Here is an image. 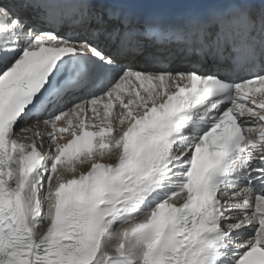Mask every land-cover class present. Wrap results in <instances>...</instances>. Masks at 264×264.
I'll use <instances>...</instances> for the list:
<instances>
[{"label":"snow or ice","instance_id":"snow-or-ice-1","mask_svg":"<svg viewBox=\"0 0 264 264\" xmlns=\"http://www.w3.org/2000/svg\"><path fill=\"white\" fill-rule=\"evenodd\" d=\"M0 264H264V0H0Z\"/></svg>","mask_w":264,"mask_h":264},{"label":"bare ground","instance_id":"bare-ground-1","mask_svg":"<svg viewBox=\"0 0 264 264\" xmlns=\"http://www.w3.org/2000/svg\"><path fill=\"white\" fill-rule=\"evenodd\" d=\"M40 130H41L42 132H46V131H47V129H46L43 125L40 126ZM45 154H46V152H45Z\"/></svg>","mask_w":264,"mask_h":264}]
</instances>
